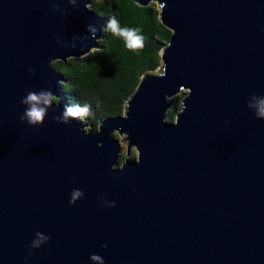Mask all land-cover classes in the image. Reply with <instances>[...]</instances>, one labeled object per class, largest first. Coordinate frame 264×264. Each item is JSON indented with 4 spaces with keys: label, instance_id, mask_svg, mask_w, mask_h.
Masks as SVG:
<instances>
[{
    "label": "water",
    "instance_id": "95a60500",
    "mask_svg": "<svg viewBox=\"0 0 264 264\" xmlns=\"http://www.w3.org/2000/svg\"><path fill=\"white\" fill-rule=\"evenodd\" d=\"M132 1L171 32L161 72L85 130L53 121L63 102L40 126L19 117L28 91L60 96L54 62L97 48L91 0H0V264H264V121L248 108L264 96V0ZM37 232L50 239L31 249Z\"/></svg>",
    "mask_w": 264,
    "mask_h": 264
},
{
    "label": "trees",
    "instance_id": "16d2710c",
    "mask_svg": "<svg viewBox=\"0 0 264 264\" xmlns=\"http://www.w3.org/2000/svg\"><path fill=\"white\" fill-rule=\"evenodd\" d=\"M102 29L97 48L80 59L54 62L52 68L59 78L60 96L54 102L92 106L93 115L80 118L84 126L96 129L107 117L120 116L125 104L147 72L160 67V53L171 32L159 22L155 3L142 7L132 0H91ZM115 15L121 27L140 28L144 37L138 53L129 51L122 40L104 31L106 20ZM182 95L174 97L167 121L173 122ZM126 152L120 157L125 160Z\"/></svg>",
    "mask_w": 264,
    "mask_h": 264
},
{
    "label": "clouds",
    "instance_id": "9594fccd",
    "mask_svg": "<svg viewBox=\"0 0 264 264\" xmlns=\"http://www.w3.org/2000/svg\"><path fill=\"white\" fill-rule=\"evenodd\" d=\"M70 6H75L77 0H67ZM59 7L56 6L54 11H59ZM88 36L84 39H95L96 28L93 25H88L86 29ZM111 36L122 40L125 47L132 52L138 53L143 47L144 37L141 34L140 28L121 27L119 20L113 14L106 20L104 28ZM75 47V44L72 45ZM30 74L34 75L33 70H29ZM57 98L53 96L50 90L41 89L37 91H28L20 103L24 106L23 114L19 117L20 122H26L29 126H40L48 115V110L53 106L54 101ZM253 99L256 101L255 105L249 104L248 108H255L254 117L257 120L264 121V96L253 95ZM93 115L92 106L90 104H73L65 107L59 116H53V121L58 124L69 125L71 120L77 118H87ZM83 193L80 190H74L71 193V199L69 204L72 205L80 198ZM36 239L32 241L30 248L39 249L42 244L46 243L50 237L37 232ZM107 247V245H102ZM31 255V252L29 253ZM90 261L94 264H104L102 257L98 254H92L89 257Z\"/></svg>",
    "mask_w": 264,
    "mask_h": 264
},
{
    "label": "rangeland",
    "instance_id": "374dc122",
    "mask_svg": "<svg viewBox=\"0 0 264 264\" xmlns=\"http://www.w3.org/2000/svg\"><path fill=\"white\" fill-rule=\"evenodd\" d=\"M91 5V4H90ZM90 5H89V8H90ZM161 72V70L158 68L156 71H155V73H160ZM183 97V96H182ZM181 102H180V105L178 106V110H177V112H179L180 111V109H181ZM123 114V113H122ZM167 116L165 117V121H167ZM97 127H98V125H97ZM97 127H96V129H97ZM85 128V130H88L89 129V126L87 127V126H85L84 127ZM114 135H115V138L116 139H118V140H122V136H119L117 133H114ZM120 144H121V146H122V154L123 153H125L126 152V142H120ZM135 156H136V152L134 151V149L132 148V150H131V153H130V157L131 158H135Z\"/></svg>",
    "mask_w": 264,
    "mask_h": 264
}]
</instances>
